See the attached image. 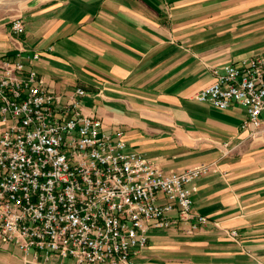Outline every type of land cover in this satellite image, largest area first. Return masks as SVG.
<instances>
[{
    "label": "crops",
    "instance_id": "crops-1",
    "mask_svg": "<svg viewBox=\"0 0 264 264\" xmlns=\"http://www.w3.org/2000/svg\"><path fill=\"white\" fill-rule=\"evenodd\" d=\"M20 17L31 68L62 106L76 100L163 172L211 167L191 186L207 224L152 229L135 264H264V115L253 132L241 108L192 100L215 71L264 55V0H39ZM10 21L0 58L15 49ZM0 264L32 263L0 241Z\"/></svg>",
    "mask_w": 264,
    "mask_h": 264
},
{
    "label": "built area",
    "instance_id": "built-area-1",
    "mask_svg": "<svg viewBox=\"0 0 264 264\" xmlns=\"http://www.w3.org/2000/svg\"><path fill=\"white\" fill-rule=\"evenodd\" d=\"M24 23L11 19L13 53L0 58V241L32 264H135L149 232L176 221L207 224L192 211V184L210 173L201 164L163 172L128 152L119 130L66 106L31 68ZM83 96L82 90H77ZM192 100L241 108L242 129L258 132L264 115V55L229 64ZM228 236L237 241L238 233Z\"/></svg>",
    "mask_w": 264,
    "mask_h": 264
},
{
    "label": "rangeland",
    "instance_id": "rangeland-1",
    "mask_svg": "<svg viewBox=\"0 0 264 264\" xmlns=\"http://www.w3.org/2000/svg\"><path fill=\"white\" fill-rule=\"evenodd\" d=\"M37 1L39 0H0V19L18 17L25 6Z\"/></svg>",
    "mask_w": 264,
    "mask_h": 264
}]
</instances>
